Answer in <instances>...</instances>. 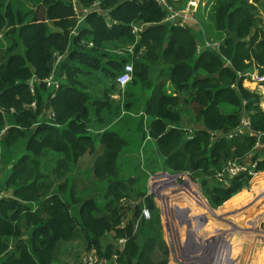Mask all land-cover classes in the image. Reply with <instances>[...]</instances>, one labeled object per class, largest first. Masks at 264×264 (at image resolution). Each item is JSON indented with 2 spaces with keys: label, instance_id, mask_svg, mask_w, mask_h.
<instances>
[{
  "label": "trees",
  "instance_id": "trees-1",
  "mask_svg": "<svg viewBox=\"0 0 264 264\" xmlns=\"http://www.w3.org/2000/svg\"><path fill=\"white\" fill-rule=\"evenodd\" d=\"M75 1L87 8L94 0ZM98 8L105 14L78 22L71 0H0V127L8 126L0 139V264H59L76 240L105 257L113 252L119 264H165L157 207L139 178L153 166L140 147L145 137L170 186L186 190L178 173L186 171L213 206L240 205L248 195V175L215 177L227 163L251 153L255 170H264V108L236 74L251 67L264 74V0H214L198 15L218 52H196L191 30L161 22L154 0H98ZM134 25L144 27L133 33ZM127 62L131 81L120 89L115 78ZM92 74L101 95L87 91ZM50 76L56 89L46 84ZM242 116L249 130L227 137ZM256 142L263 147L255 151ZM263 179L259 172L252 188ZM142 196L150 217L136 203V220L121 228V199ZM109 231L112 240L125 238L121 251L106 240Z\"/></svg>",
  "mask_w": 264,
  "mask_h": 264
},
{
  "label": "rangeland",
  "instance_id": "rangeland-1",
  "mask_svg": "<svg viewBox=\"0 0 264 264\" xmlns=\"http://www.w3.org/2000/svg\"><path fill=\"white\" fill-rule=\"evenodd\" d=\"M213 1L214 0H206V7L204 6L205 8H201L199 14L201 13L202 15L204 14V16H206V14L208 13V9L213 5ZM247 1L252 2V0ZM202 20L205 21V19ZM202 30L206 38L209 37L208 39H213L212 37L204 33L203 28ZM117 50L118 49H116L115 51L117 52ZM96 77V74H92L90 76V81L87 84V91L91 95L98 96L102 93L103 85L102 81L96 79ZM240 83L241 87L249 90L250 92H254L259 96L258 106L263 109L264 87L259 88L258 86L248 83L245 80H242ZM168 86L169 85H167L166 87ZM111 97L115 100L117 99L116 94H113ZM183 125L185 126V124ZM146 139L149 138L146 137ZM251 155V153H248L244 158L250 157ZM127 156L128 154L125 155V157ZM135 156L139 157L138 153H135ZM125 157L123 159H125ZM128 165H130V163H128ZM7 168L8 166L3 167V169L1 170L2 175ZM128 170H131V168L129 167ZM258 172L264 174V171ZM178 173H183L184 179H187L188 182L190 181L189 184L192 183L195 185L196 190L203 197L206 205L216 212H219L220 216L213 215L210 212L208 213L207 211H205V208L204 210H202L200 205H198L196 202L194 203L193 200L190 199L189 195L195 197L194 188L186 191L185 188L180 185L181 183H175L178 186L177 188L175 187V189L173 185L170 186L171 180L169 178L162 177L163 180H166L163 183L167 184L168 187L160 186V191L158 189H154L152 187V184L155 183L154 181L159 182L161 180V175L158 176V174H155L154 172L151 178L150 174V177H148L149 179H147L145 183V187L146 194L151 196L152 200L155 203V206L157 207V215L159 218L160 227L159 236L162 241L163 247L166 248V254L165 256L164 254L161 255V260L165 259V264H169L171 258L175 257V261L180 264V262L185 261L186 254H197V248L198 251H204V249H208L212 243L216 246H219V248H223V245L225 244V242H227L224 240H227L229 238L228 242L234 244L235 250L231 255V257L233 258L229 260L228 264H232L230 262L231 260L234 262V264H255V262L257 261V264H264V196L260 200L255 199L256 194L264 191V179L263 182L259 184L262 185L263 188V190L261 191L259 190V188H252L253 183L251 180L254 176H249L248 184L245 188L246 192H248V195L244 196V201L240 205H235L233 203L227 206L225 205L226 201H228L227 199L221 205L213 206L208 201L209 197L206 191L203 189L199 179H192L190 174L186 171ZM170 177L172 178V176ZM8 192L7 194H9ZM1 193L2 195H5L4 192ZM0 197L3 196L0 195ZM159 199H162V202L165 204V206L164 204H162V202L161 206L159 205ZM121 203L125 207L123 220H121L120 222L121 228H123V226L127 223V220H129L130 218L132 219V221L133 219L136 220V216L132 215V207L136 203H141V210H147L148 213L146 219L150 217L149 211L144 205L143 196L138 198H131L130 201L121 199ZM165 222L168 223L169 226L166 225ZM135 224L133 225L132 233L135 232ZM200 226L202 230H197L200 229ZM165 227H170L171 231H166ZM204 227H208L207 229L212 231H204ZM239 228L240 230H237ZM222 234H224L223 239L221 238ZM112 236V231H109L105 235V237L107 238L106 240H111L113 247L118 249V251H121L125 243V238L118 237L112 240ZM226 236H228V238ZM193 238L198 239L192 242L191 240H194ZM175 239H178L180 244L181 242H183L182 245L184 246L179 248V245H177L174 249H172V246L174 247V243L172 242V240L175 241ZM188 240H190L189 244ZM78 245L79 242L77 240L73 241L72 245H65V247L62 248L61 251L62 255L59 257V264H77L79 256H81L83 253H86L88 251L96 252V249L93 248V246H90V248L86 250L85 248L81 249L80 247H78ZM181 248L184 252L180 250ZM219 248L216 247L215 249L214 247L213 250L215 249L217 251ZM176 249H179L177 250L178 253H175ZM195 257L197 258V255H195ZM191 264H194V262Z\"/></svg>",
  "mask_w": 264,
  "mask_h": 264
},
{
  "label": "built area",
  "instance_id": "built-area-1",
  "mask_svg": "<svg viewBox=\"0 0 264 264\" xmlns=\"http://www.w3.org/2000/svg\"><path fill=\"white\" fill-rule=\"evenodd\" d=\"M154 1L158 6H160L164 10V16L161 22L168 23L171 25H179V26H185L183 25V23L187 20V17L190 18L195 17L196 19L198 8L203 9L206 4V0H186L182 8H174L167 0H154ZM71 4H72V0H71ZM72 8L78 22L83 19L85 14L91 11H95L100 14L102 13L105 14V12H103L101 9L98 8V0H94L93 3L87 8L82 7V11L79 14L75 11L73 4H72ZM140 26L141 25H134L132 27V32L137 33L140 30ZM202 43H203L202 48H209L216 52H218L219 50V45H220L219 40L208 39L203 35ZM87 45L90 46L91 44L88 42ZM131 48H132L131 46H127V48H125L124 51L131 53L132 52ZM196 50L198 52L199 50H201V47L197 46ZM117 53L119 52L117 51ZM120 53H122V51ZM62 57L63 55H58L55 61L57 62ZM236 74L238 78L242 77L241 81L245 80L248 83L258 86L259 88L264 87V74H260L256 67H251V70L237 71ZM131 77H132V64L131 62H127L123 65L120 73L116 76L115 83L120 89H122L126 83L131 81ZM46 84L51 85L53 89H56L58 86L56 82L51 80V76L48 79H46ZM230 86L233 87L234 83L231 84ZM28 88L30 92H33V85L31 79L28 81ZM28 106L33 108L34 102L29 103ZM44 113H46L45 115L47 118H51L53 115L52 111H50L49 108L48 110L47 109L44 110ZM7 127L8 126L6 124L0 127V139L5 133ZM248 128H249V120L246 116H242L240 118L239 125L237 126V128L231 133H229L227 137H231L232 135L235 134L246 133L249 130ZM262 147H263L262 144L256 142L254 146V150L256 151V149ZM0 161H1V149H0ZM255 164L256 161L252 160L251 157L243 158L240 161L234 160L232 162L227 163L225 167H223V169L216 172L215 177L217 178L218 181L225 182L226 181L225 176L227 178L237 176L239 174H246L250 177L255 176V174H257L258 172L255 170ZM0 195H2L1 192ZM147 213L148 212L146 209L141 210L142 217L146 218ZM214 247L215 249L216 247L219 248V246H216L215 244L212 243L208 249H210V251H213ZM208 249H204V251L202 250L198 251L197 248L196 251L197 254L202 253L203 255H205L206 254L205 252L208 251ZM197 254H192V255L186 254V258L185 261H183V264H191L193 262L194 264H208L203 259L200 260L199 258L198 259L195 258V255ZM77 264H119V263H117L116 254L114 253H112L109 257H105L99 255L97 252L88 251L86 253H83L81 256H79Z\"/></svg>",
  "mask_w": 264,
  "mask_h": 264
},
{
  "label": "crops",
  "instance_id": "crops-1",
  "mask_svg": "<svg viewBox=\"0 0 264 264\" xmlns=\"http://www.w3.org/2000/svg\"><path fill=\"white\" fill-rule=\"evenodd\" d=\"M174 8H182L183 7V5L185 4V1L186 0H167ZM72 4H73V6H74V9H75V11L79 14V13H81V11H82V7L78 4V2H76L75 0H72ZM201 9H199L198 8V11H197V14H196V19H195V17H193V18H190V17H187V20L183 23V25H185L186 27H188L190 30H191V32L193 33V35H194V37H195V50H196V48H197V46H199V47H201V50L202 49H204V48H202V45H203V43H202V36L204 35L203 34V31H202V27H201V25H200V20H199V11H200ZM260 14V17L261 18H263V15H264V13L263 12H259ZM144 27V25L142 26H140V30L142 29ZM201 27V28H200ZM263 28H264V26H263ZM127 48V47H126ZM200 51V50H199ZM198 51V52H199ZM196 52H197V50H196ZM167 91H168V89H167ZM147 139H146V137L144 138V140L142 141V144L140 145V147H141V149H147V152H148V157L150 158V159H152V164H153V166L152 167H150V168H148V169H145V170H143V174L141 173V174H139V178H140V181H142L144 178H143V175H144V177H145V179H146V181H147V179H149L148 177H150L149 175L151 174V178H152V176H153V173L155 172V174L157 173L158 174V176L159 175H161V180L160 181H162V182H164V181H166V180H163V178L162 177H167V178H169L171 181H172V179H171V177L170 176H172V175H166V174H164L163 175V173H166L167 172V169L164 167V165L159 161V156L156 154V152L154 151V149L152 148V147H150V146H148L149 145V142L148 141H146ZM148 146V148H146ZM139 147V148H140ZM159 170V171H158ZM262 171H264V170H262ZM174 175V174H173ZM182 180H183V182H184V184L186 185V191H189V189H193L194 188V193H195V197H193V196H191V195H189L190 196V198H193L194 199V203L196 202L198 205H200V207H201V209L202 210H204V208L206 209L205 211H207L208 213L210 212L211 214H212V209L210 208V207H208L207 205H206V203L205 202H203V200L201 199V195L198 193V191L196 190V187H195V185L194 184H192V183H190L189 184V182L187 181V179H184V175L182 174ZM160 181L159 182H157V181H154L155 183H151L152 184V187H154L155 185H156V187H157V189L160 191ZM152 182V181H151ZM166 187H168V186H166ZM259 187V190H263V188H262V185H259L258 186ZM262 188V189H261ZM189 199V198H188ZM159 202V205L161 206V202H162V199H159L158 200ZM162 204H164L163 202H162ZM164 206H165V204H164ZM164 220H167V219H164ZM186 225H188V224H186ZM206 228H208V227H204V231H206ZM197 230H202V228H201V226H200V229H197ZM211 231V230H210ZM175 232V231H174ZM227 238H228V236H226ZM229 239V238H228ZM227 239V240H228ZM191 240V239H190ZM190 240H188V244H189V242H190ZM175 241L178 243V244H175L174 243V247L172 246V249H174L177 245H179V248L180 247H183L184 245H182V243L180 244V242L178 241V239H175ZM192 242H194L195 240H191ZM228 242V241H227ZM180 250H182V252H184L183 251V249L181 248ZM172 251V250H171ZM232 255V254H231ZM227 257H231V256H227ZM196 258V257H195ZM231 258H233V257H231ZM197 259H198V257H197ZM173 261V262H172ZM182 261V260H181ZM232 261V260H231ZM170 263L171 264H178L176 261H175V257H172L171 258V261H170ZM169 263V264H170ZM232 263H234L233 261H232ZM180 264H183V261L182 262H180Z\"/></svg>",
  "mask_w": 264,
  "mask_h": 264
},
{
  "label": "bare ground",
  "instance_id": "bare-ground-1",
  "mask_svg": "<svg viewBox=\"0 0 264 264\" xmlns=\"http://www.w3.org/2000/svg\"><path fill=\"white\" fill-rule=\"evenodd\" d=\"M257 174H255V176L252 178L251 181H253V179L256 177ZM201 199L203 200L202 196H201ZM203 202H205V201L203 200ZM212 214L218 216L220 213L216 212L215 210L212 209ZM223 236H224V234H222V236H221L222 239H223ZM198 238H200V237H198ZM198 238H193V239L196 241ZM224 241H228V240H224ZM233 247H234L233 243L225 242V244L223 245V248H220L217 251L216 250H213V251L208 250L205 252L206 253L205 255H203L202 253H199V254H197V257L200 260L203 259L208 264H225L226 261L228 263L229 260L231 259V257H227V255L232 251ZM232 264H234V263H232Z\"/></svg>",
  "mask_w": 264,
  "mask_h": 264
}]
</instances>
